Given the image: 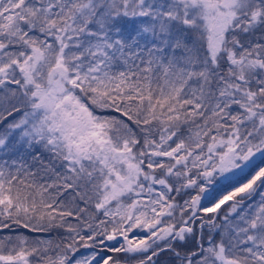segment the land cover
Returning <instances> with one entry per match:
<instances>
[{"label": "snow or ice", "instance_id": "6c2138e0", "mask_svg": "<svg viewBox=\"0 0 264 264\" xmlns=\"http://www.w3.org/2000/svg\"><path fill=\"white\" fill-rule=\"evenodd\" d=\"M0 264H264V0H0Z\"/></svg>", "mask_w": 264, "mask_h": 264}]
</instances>
